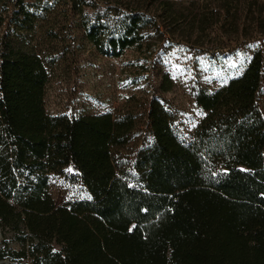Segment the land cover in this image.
Segmentation results:
<instances>
[{"label":"trees","instance_id":"trees-1","mask_svg":"<svg viewBox=\"0 0 264 264\" xmlns=\"http://www.w3.org/2000/svg\"><path fill=\"white\" fill-rule=\"evenodd\" d=\"M199 1L40 0L51 52L43 59L7 43L0 48V226L20 234L23 246L0 249V261L264 264V119L256 99L264 5L215 0L212 22ZM189 15L191 34L181 40L221 49L203 38L232 30L238 45L249 40L253 48L215 90L193 87L198 116L189 123L154 95L147 139L128 151L129 116L46 111L49 69L68 38L79 35L115 59L142 52L162 31L174 34ZM171 88L164 77L160 92ZM56 181L79 196L58 201Z\"/></svg>","mask_w":264,"mask_h":264},{"label":"rangeland","instance_id":"rangeland-1","mask_svg":"<svg viewBox=\"0 0 264 264\" xmlns=\"http://www.w3.org/2000/svg\"><path fill=\"white\" fill-rule=\"evenodd\" d=\"M233 1L243 3L247 0ZM257 1L264 5V0ZM199 2L206 8L205 14L215 22L217 14L210 11L215 0ZM39 11L40 0H0V48L7 43L15 50L37 54L44 59L51 48L47 47L41 33ZM190 19V15L181 19L174 34L162 31L161 37L150 39L142 52L127 51L115 59L101 56L79 35L74 39L68 38L64 43L67 47L65 54L49 69L46 111L82 114L110 111L115 118L129 116L134 126L129 134L128 151L147 139L146 114L154 95H161L176 109L181 119L189 123L190 117L198 116L192 102L193 87L198 85L209 91L215 90L227 79L228 69L238 67L253 49L249 40L238 45L236 41L239 39L232 30L203 38L205 43H221V49L193 46L180 38L191 34L187 24ZM68 33H71V28ZM164 77L172 82L167 93L160 92ZM256 99L264 119V77ZM51 192L58 201L80 194L78 189L67 188L61 181L52 184ZM20 239V234L0 226V249L5 253L21 251ZM0 264L31 262L28 257L13 261L7 255Z\"/></svg>","mask_w":264,"mask_h":264}]
</instances>
